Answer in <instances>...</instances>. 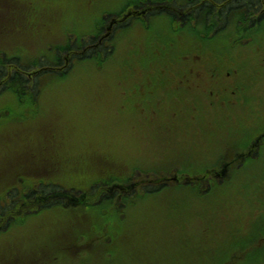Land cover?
<instances>
[{
    "label": "rangeland",
    "instance_id": "obj_1",
    "mask_svg": "<svg viewBox=\"0 0 264 264\" xmlns=\"http://www.w3.org/2000/svg\"><path fill=\"white\" fill-rule=\"evenodd\" d=\"M34 1L37 6L42 2ZM45 1L47 5L34 6L44 12L35 26H17L11 42L0 47L2 51L18 53L24 64L32 61L30 70L19 60L15 65L30 73L24 76L30 81L24 88L34 90L37 78L41 89L32 103L24 105L0 96V199L10 200V190L15 195L16 190L21 192L30 185L90 188L100 180L127 176L138 181L144 178L143 174L135 177L138 168H165L162 173L155 172L160 175L159 186L170 184L168 176L182 177V172L184 184L195 179L206 186L203 190L179 185L160 191H137L127 198L130 202L126 207L106 202L77 207L41 206L38 213L24 218L22 226L31 237L21 240V250L28 257L33 253H57L62 263L49 257L50 264H73L71 260L66 262L77 250L71 246L73 240L83 237L86 247L89 238L106 230L116 232L99 244L102 252L126 249V255L120 249L126 259L121 255L117 264H148L150 250L161 253L160 258L158 252L153 255V264H264V149L260 155L250 149L255 133L264 129V102L261 106L255 102V111L248 110L252 102L247 99L251 92L260 91L253 88L264 90V73L260 65L250 68L234 64L235 58H226L228 50L232 53V48H237L242 58L258 54L264 60V19L252 24L258 15L250 12L247 20L241 21L235 8L230 16L225 14L229 8L219 12L223 5L216 2L227 7L228 0H209L212 5L216 1L219 12L210 13V28L197 24L194 18L187 20L191 24L181 30L163 12L167 9L164 6L175 7L171 10L176 13L182 3H192L194 7L183 12L194 15L193 10L208 0ZM143 1L144 8L126 18L135 26L114 32L119 46L101 65V73L106 76H94L89 81L96 73L91 61L76 62L67 76L52 71L55 57L46 55L43 46L57 48L48 40L51 33L60 37L55 41L61 42L67 30L83 36L120 15L103 18L104 10L117 11L125 3L134 8ZM151 10L157 12L148 13ZM177 16L173 15L179 20L187 18ZM224 22H228L230 30L222 27ZM191 25L197 29L193 31ZM35 31L41 32L35 36ZM198 32L208 34L206 42L197 37ZM246 47L252 50L250 54H245ZM200 48L205 59H192L191 54L201 53ZM96 50L103 51L101 47ZM65 54L61 56L63 63ZM219 60L227 61L222 72L212 68ZM186 62L197 73L194 86L206 90L207 97L201 102L194 100L193 90L182 88L188 76ZM207 67L208 73L202 77L198 72ZM262 136L264 132L257 138ZM237 145L241 147L238 157L245 161L249 153L255 157L251 162L244 161L246 165L222 171L229 165L226 159L236 156ZM214 155L224 157L225 163L218 159L219 164L202 172L203 167L215 163ZM176 181L182 182L180 179L171 183ZM94 188L99 192L104 186L95 184ZM136 188L143 190L142 185ZM42 202L50 203L45 199ZM24 210L29 208L22 207L20 213ZM13 236L9 233L6 240L0 238V259L3 251L18 252V242L11 241ZM186 252H191L193 258L183 254ZM101 260L105 261V257ZM17 262L15 259L13 264Z\"/></svg>",
    "mask_w": 264,
    "mask_h": 264
},
{
    "label": "trees",
    "instance_id": "obj_2",
    "mask_svg": "<svg viewBox=\"0 0 264 264\" xmlns=\"http://www.w3.org/2000/svg\"><path fill=\"white\" fill-rule=\"evenodd\" d=\"M210 13H211V11H206V10L200 11L199 13H197V16H196L197 20L196 21L198 23H202L206 27L210 28L209 27ZM37 19H38V17H34L32 20L30 19V21H29V17H28V18L25 19V22H27L28 24H30V22H32L33 20H36L37 21ZM202 31H205V29H203ZM202 36L203 37H206V36H208V34L207 33H204V34H202ZM66 40L67 41H66V43H64V45L63 44H60V45H52V47H57V48H50L49 46L43 44L44 50L47 52L45 54L46 55H48V54L54 55L55 60L52 61V62L54 63L53 66H55V67L61 66V64L63 63L62 60H61V56H62L61 53L62 52L72 51L75 46H76V49H80V47L82 48V45L83 44L82 43H79V45H77L78 44L77 41H75V43H77V44H74V45L71 44L70 43L71 40H70V37H68V35H66ZM117 47H118V44L117 43L116 44H113V47L111 48L110 51H108V49L105 50L106 51L105 54H103V52L100 53V51H97L96 48H95V50L93 48H90V50L85 51L80 56L79 60H94L97 63V67H99V69L102 70V68H101V65H102V62H103L102 60H104L105 58H109L111 55H113L115 53ZM42 59H44V58H42ZM8 64H10V63H8ZM212 68L215 71L218 70V68H217V66L215 64L212 65ZM206 69H208V67ZM53 70H55V69H53ZM186 70L188 71V70H190V68H188L186 66ZM62 72L63 73L60 72L58 74L61 75V76H67L68 73L71 72V68H68L66 70H63ZM14 73L15 74L13 76H11V77L9 76L8 78H6L7 79V82L5 84H6V86H8V85L11 84V87L7 88V90H9L11 92H14V93H17L18 96H20L21 95L20 94V90L25 89L24 88L25 84H27V83L29 84L30 81L29 80H24L25 79L24 78V75L23 74H20V72H14ZM97 73L98 72L93 73L92 76H95ZM2 76L6 77V74H3ZM34 87H35V90H38L37 81L34 82ZM183 87H184L185 90H199L198 89V86H194V84L185 83V82L182 83V88ZM201 87H200V89H201ZM160 169H161V167H159V168H153V169H142V171L145 172V173L152 174V172L158 173L160 171ZM180 178H181V180L183 182L184 181V178H185V176H183V172H182V177H180ZM116 180L117 181H121V182H126L129 179H128V177L127 178L123 177V178H116ZM191 180H192L191 183H196L197 182L195 179H191ZM103 185H105V184H103ZM126 188H128V187H126ZM152 188H154L155 190H159L158 187H155V186H152ZM81 192L82 193H80L79 198H84V197L85 198H88L90 196V193L87 192V191H83L81 189ZM34 193L35 192H33L32 194H30L29 197H33V194ZM70 194H73V193L70 191ZM106 194H108V193H106ZM107 197L111 198L112 196L111 195H107Z\"/></svg>",
    "mask_w": 264,
    "mask_h": 264
},
{
    "label": "flooded vegetation",
    "instance_id": "obj_3",
    "mask_svg": "<svg viewBox=\"0 0 264 264\" xmlns=\"http://www.w3.org/2000/svg\"><path fill=\"white\" fill-rule=\"evenodd\" d=\"M215 2L216 1H214V3H213V8H215L213 10L214 11L217 10V12H218V8L215 6ZM228 3H229V7H231V8H229V11L233 12V11L236 10L237 13L242 16V18H241L242 20L241 21H246L247 17L250 14V12H252V14L258 15L257 16L258 19H261V18L264 17V0H229ZM216 5H225V3L216 2ZM144 6L145 5H143V3L142 4L136 3L135 7L133 8V10H131L132 11L131 16H133L134 14H137V12H135V10L139 11L142 8H144ZM232 8H235V10H233ZM153 12H157V11L156 10H151L148 13H153ZM163 12L167 13L168 11L164 10ZM128 24H131V23L120 24V25L117 26V28H120V27L128 25ZM104 27L106 28V25H104ZM253 90H261V89L253 88Z\"/></svg>",
    "mask_w": 264,
    "mask_h": 264
},
{
    "label": "bare ground",
    "instance_id": "obj_4",
    "mask_svg": "<svg viewBox=\"0 0 264 264\" xmlns=\"http://www.w3.org/2000/svg\"><path fill=\"white\" fill-rule=\"evenodd\" d=\"M129 25V24H128ZM128 25H126V28L128 27ZM20 93L23 95V96H25V97H27V98H31V97H33L35 94H36V90H32V89H22V90H20ZM103 202H105V201H103ZM100 203H102V202H100ZM107 204V203H106Z\"/></svg>",
    "mask_w": 264,
    "mask_h": 264
}]
</instances>
